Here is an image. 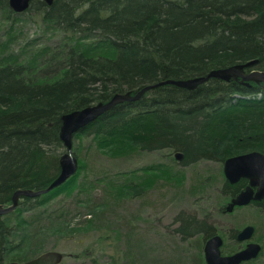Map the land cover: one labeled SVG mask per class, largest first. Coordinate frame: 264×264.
Masks as SVG:
<instances>
[{"label": "trees", "instance_id": "16d2710c", "mask_svg": "<svg viewBox=\"0 0 264 264\" xmlns=\"http://www.w3.org/2000/svg\"><path fill=\"white\" fill-rule=\"evenodd\" d=\"M0 9L7 19L10 13L17 15L8 0H0ZM26 12H34L63 37L54 48L35 38L18 53L0 49V204L9 205L19 189L47 188L59 175L63 115L116 94H136L150 84L204 77L251 60H258L254 68L264 71V0H55L50 6L32 0ZM233 94L247 99L222 106ZM77 134L92 136L105 149L122 145L134 151H169L173 162V154L182 152L184 158L177 162L184 167L251 151L264 153V83L213 78L195 91L163 85L139 101L117 105ZM174 172L171 166L153 165L118 188L133 192L152 177L171 179ZM78 173L30 207V198H25L14 212L0 216V264L18 247L9 241L10 218L19 226L30 224L21 216L23 209L42 206L77 186L85 192ZM241 183L226 180L225 199L236 196ZM89 199L84 203L93 215L106 207L95 208ZM254 205L264 211V201ZM177 220L175 231L182 239L197 237L198 249L203 248L201 241L216 234L207 220L184 212ZM73 231L61 232L72 246L61 252L64 257L84 258L96 241L111 247L120 241L118 230L113 236L100 227L97 237L82 248L89 232ZM237 232L230 230L229 238L236 239ZM194 257L195 264H206L200 251ZM13 261L22 262L17 257Z\"/></svg>", "mask_w": 264, "mask_h": 264}, {"label": "rangeland", "instance_id": "374dc122", "mask_svg": "<svg viewBox=\"0 0 264 264\" xmlns=\"http://www.w3.org/2000/svg\"><path fill=\"white\" fill-rule=\"evenodd\" d=\"M3 11L0 9L1 53H18L35 38L52 48L61 43L62 33L55 32V28L34 12L10 13L7 19ZM15 19L18 22L10 33ZM10 37L16 38L13 42H5ZM254 70L264 72L254 66L244 69L246 72ZM73 151L79 161V182L86 188L85 192L77 186L70 193L65 191L50 197L49 202L42 206L39 203L32 210L23 209L25 204L22 205L21 216L30 224L19 226L16 222L13 224V216L10 218L13 236L9 241L18 247L10 253L11 257L5 264L14 262V257L26 262L47 251L62 252L72 247L67 244L70 239L61 237V232L69 234L71 228H74L75 235L83 230L89 232L83 248L97 237L100 227L113 236L116 230L120 232V241L113 243L115 248L96 241L86 257H64L62 264H195L194 256L198 251L204 258L206 241H201L203 248L198 249L197 237L182 239L175 231L179 226L177 217L182 212L213 225L216 234L224 241L221 247L223 256L245 249L248 243L229 238L230 230L239 232L246 226H253L255 232L250 241L260 244L262 252L256 259L242 264H264V211L254 204L226 211L231 199H225L222 193L226 181L223 172L225 160H204L184 167L172 161L169 151H134L122 145L105 149L93 141L92 136L82 138L78 134L73 137ZM64 152L63 149L60 155ZM157 164L171 166L177 172L171 179L152 177L147 186L140 184L133 192L118 188L119 183L126 184L135 175L143 176V169ZM238 183L243 190L249 181L241 180L235 185ZM88 197L95 208L100 205L106 207L96 209L95 215L89 213L90 209L84 203ZM39 198H30L27 206ZM60 223H64V227H60ZM87 223H90L89 228L85 226Z\"/></svg>", "mask_w": 264, "mask_h": 264}, {"label": "water", "instance_id": "95a60500", "mask_svg": "<svg viewBox=\"0 0 264 264\" xmlns=\"http://www.w3.org/2000/svg\"><path fill=\"white\" fill-rule=\"evenodd\" d=\"M31 1L32 0H8V3L13 11L16 13H22L29 8ZM41 1L50 6L55 0ZM257 63L258 60H251L245 64L216 69L209 73L206 77L189 79L187 81H177L172 79L164 80L154 85H148L136 94H132V92L116 94L107 103L99 102L63 115L60 139L63 142L66 151L60 157L59 175L47 188L42 190H17L12 196L11 206L5 207L3 204H0V216L13 211L17 207L21 197L35 198L43 194H48L54 189L65 184L72 176H74L79 168L78 158L73 153L74 135L117 105L124 102L137 101L148 91L163 85H176L193 90L198 85L207 82L210 78H217L224 81H230L231 79L237 80L241 78V83H247V85H249L250 82L257 84L264 83V72L255 70L249 73L244 72L245 67H252ZM175 157L177 160L181 161L184 158V154L182 152H177ZM223 172L226 180L230 184H235L242 178H246L249 181V184L230 200L226 206L227 212H232L235 207L246 206L252 202L264 199V153L254 151L228 158L223 163ZM254 232L255 228L253 226H246L238 232L237 240H250L253 237ZM222 246L223 238L220 235H214L206 241L203 250L206 264H242L243 262L256 259L261 251L260 244L251 242L247 244L245 249L232 255L223 256L221 253ZM63 259L64 255L61 252L47 251L40 254L36 258L19 264H62Z\"/></svg>", "mask_w": 264, "mask_h": 264}, {"label": "bare ground", "instance_id": "6f19581e", "mask_svg": "<svg viewBox=\"0 0 264 264\" xmlns=\"http://www.w3.org/2000/svg\"><path fill=\"white\" fill-rule=\"evenodd\" d=\"M96 35V34H95ZM84 40H86L85 38H84ZM236 65H240V64H236ZM233 66H235V65H233ZM231 67V66H230ZM228 68V67H227ZM246 68H248V67H245L244 69H246ZM214 71V70H213ZM212 72V71H211ZM210 72V73H211ZM244 72H246V71H244ZM246 73H249V72H246ZM208 75V74H207ZM206 75V76H207ZM206 76H204V77H206ZM190 79H194V78H190ZM211 79H213V78H210L209 80H211ZM214 79H217V78H214ZM173 80V79H172ZM187 80H189V79H178L177 81H187ZM208 80V81H209ZM220 80V79H219ZM232 80H234V81H238V82H240L241 83V78H239V79H237V80H235V79H231L230 81H232ZM222 81H224V80H222ZM225 82H229V81H225ZM206 83V82H205ZM156 84V83H155ZM204 83H202V84H200V85H198L195 89H193V90H190V89H186V88H182V87H179V86H176V85H173V86H175V87H178V88H181V89H185V90H188V91H195V90H197L201 85H203ZM241 84H244V85H247V83H241ZM150 85H154V84H150ZM230 98H231V101H229V100H223L221 103V105L222 106H227V104L229 103V102H231V104H234V101L237 99V98H246V97H241L240 95H237V94H233L232 96H230ZM247 99V98H246ZM140 100V99H139ZM139 100H137V101H139ZM110 101V100H109ZM108 102V101H107ZM107 102H104V103H107ZM135 102V101H134ZM99 103V102H98ZM94 104H97V103H94ZM68 114V113H67ZM61 121H62V118H61ZM87 127V126H86ZM86 127H84V128H86ZM61 128H62V124H61ZM61 128H60V131H61ZM83 128V129H84ZM82 130V129H81ZM62 144H63V142H62ZM63 147H64V145H63ZM64 151H66V148L64 147ZM251 152H254V151H251ZM251 152H247V153H251ZM73 153H74V151H73ZM177 153V152H176ZM176 153H174L173 154V156H174V158H175V155H176ZM247 153H243V154H247ZM239 155H241V154H239ZM236 156H238V155H236ZM241 180H247L246 178H242ZM240 180V181H241ZM20 190V189H19ZM26 190H31V189H26ZM40 190H42V189H40ZM33 191H39V190H33ZM43 195H46V194H43ZM43 195H41V196H43ZM40 196V197H41ZM25 198H29V197H21L20 199H19V203H18V205H17V207L13 210V211H11V212H14L19 206H20V201L22 200V199H25ZM5 207H9V206H11L12 205V198H11V203L9 204V205H5V204H3ZM203 250H204V248H203Z\"/></svg>", "mask_w": 264, "mask_h": 264}, {"label": "flooded vegetation", "instance_id": "af4514ba", "mask_svg": "<svg viewBox=\"0 0 264 264\" xmlns=\"http://www.w3.org/2000/svg\"><path fill=\"white\" fill-rule=\"evenodd\" d=\"M240 191H241V190H240ZM263 201H264V199H262L261 201L252 202V203H250L249 205H251V204H256V203H262ZM246 206H247V205H246ZM215 235H218V234H215ZM237 235H238V232H237ZM237 235H236V240H237ZM213 236H214V235H213ZM252 238H253V237H252ZM252 238H251V239H252ZM251 239H250V240H251ZM250 240H247V242H248V243H251ZM237 241H238V242H244V241H239V240H237ZM205 243H206V242H205ZM248 243H247V244H248ZM223 244H224V241H223ZM247 244H246V246H247ZM204 246H205V245H204ZM246 246H245V247H246ZM261 252H262V247H261V251H260L259 255L261 254ZM259 255H258V256H259Z\"/></svg>", "mask_w": 264, "mask_h": 264}]
</instances>
